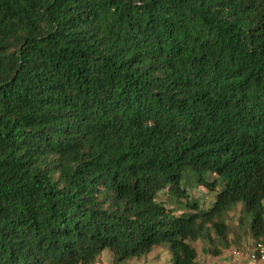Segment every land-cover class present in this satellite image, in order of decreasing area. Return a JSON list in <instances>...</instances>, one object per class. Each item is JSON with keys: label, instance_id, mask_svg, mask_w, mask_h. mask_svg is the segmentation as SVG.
I'll return each instance as SVG.
<instances>
[{"label": "trees", "instance_id": "obj_1", "mask_svg": "<svg viewBox=\"0 0 264 264\" xmlns=\"http://www.w3.org/2000/svg\"><path fill=\"white\" fill-rule=\"evenodd\" d=\"M238 204L264 242V0H0V264H196Z\"/></svg>", "mask_w": 264, "mask_h": 264}, {"label": "rangeland", "instance_id": "obj_2", "mask_svg": "<svg viewBox=\"0 0 264 264\" xmlns=\"http://www.w3.org/2000/svg\"><path fill=\"white\" fill-rule=\"evenodd\" d=\"M206 179L212 180L213 176H205ZM182 186L186 187L188 196L191 201H196L201 210H208L215 202L217 193L221 191V188L217 189V192H210L202 186H198L195 177H192L190 170L186 171L183 175ZM160 203H164L166 208L173 209L177 213L188 212V208L184 204L179 202L174 197H167L166 193L160 194L158 197ZM241 205L228 212L226 215V224L229 227V238L227 249H223L217 244V250L220 251V255L215 257L209 253L211 246L205 241H197L191 243L192 247L196 250L198 258L196 264H232L231 255L233 252L246 253L251 250L253 242L249 235L248 225L245 219L240 223ZM171 252L169 245L164 244L159 247H155L151 253L142 257L139 260H129L120 264H171ZM96 264H113V256L109 251H104L98 258Z\"/></svg>", "mask_w": 264, "mask_h": 264}, {"label": "built area", "instance_id": "obj_3", "mask_svg": "<svg viewBox=\"0 0 264 264\" xmlns=\"http://www.w3.org/2000/svg\"><path fill=\"white\" fill-rule=\"evenodd\" d=\"M232 264H264V242L252 245L251 250L246 253L233 252Z\"/></svg>", "mask_w": 264, "mask_h": 264}]
</instances>
